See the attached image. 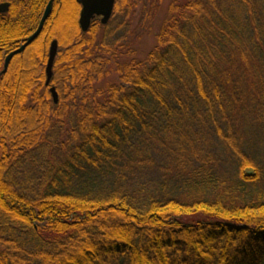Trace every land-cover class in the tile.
<instances>
[{
    "label": "trees",
    "instance_id": "obj_1",
    "mask_svg": "<svg viewBox=\"0 0 264 264\" xmlns=\"http://www.w3.org/2000/svg\"><path fill=\"white\" fill-rule=\"evenodd\" d=\"M49 1L0 0L19 38L0 47V264H264L254 0H173L144 60L126 42L132 17L142 5L151 32L164 0H117L87 34L79 0L66 33L55 1L2 74Z\"/></svg>",
    "mask_w": 264,
    "mask_h": 264
},
{
    "label": "rangeland",
    "instance_id": "obj_2",
    "mask_svg": "<svg viewBox=\"0 0 264 264\" xmlns=\"http://www.w3.org/2000/svg\"><path fill=\"white\" fill-rule=\"evenodd\" d=\"M55 1L57 3L64 1L62 9H64L63 11H64L65 17L67 19L64 18L65 20H63L61 22V29H62V31L64 33H66V32L71 30L70 28H71V25H72V15H73V12H74L73 11V6H72L73 3L71 2V0H62V1L61 0H55ZM55 1H54V4H55ZM172 1L173 0H164L158 15L154 18V20L152 21V24L151 25L149 24V26H151V29H152L151 32H149V31H147L145 29L146 27L144 26V24H141L140 16H141L142 5H139V7L136 9V13L132 17L133 20H132V23H131V26H130V30H129L130 32H129V34H127V39L126 38H122V39H126L127 45H130L131 49H133L135 51L134 56L138 60H144L147 57V55L151 52V50L156 46V38L155 37H156L157 33L160 30L162 21H163L165 15H166L167 8H168L169 4ZM54 4H53V7H54ZM253 5L255 6V13L256 14H254V17H256V19L258 20L257 23L259 24L261 22L263 24L262 26L260 24V26H258V27H260L259 33H260V36H261V47H264V28H261V27H264V0H254ZM239 11H241V10H239ZM52 12H53V9H52ZM51 15H52V13H51ZM51 15H50V17H51ZM49 18H48V20H49ZM25 20H26V17L24 15H21V23H24ZM48 20L46 21V23L48 22ZM16 23L18 24V22L14 21V23H10L8 25H5V24L3 26L0 25V47H1V44L3 42L9 41V39L10 40L14 39L13 37L16 35L15 33H17L16 28L14 26ZM46 23L44 25L42 33L46 29ZM87 33H84V34H87ZM41 34H40V36H41ZM122 36H124V34L119 33L117 39H120ZM38 38L35 41H37ZM18 39H15V40H12V41L14 42V41H16ZM54 41H57V40H54ZM32 44L29 45L26 48L25 51H27L32 46ZM51 44H50V47H51ZM58 46H59V42H58ZM2 47H4L3 44H2ZM50 47H49V50H50ZM250 48H251V51L257 57V59L258 58L260 59V58L263 57L264 51H262L259 48L258 44L253 42V44L250 45ZM59 52H60V48L58 49V53ZM22 54H24V53H22ZM22 54L16 55L15 57L22 56ZM57 56H58V54H57ZM57 56H56V59H57ZM48 59H49V53H48ZM121 60L124 61V60H126V58L125 57H121ZM55 62H56V60H55ZM47 64H48V60H47V63L45 65V73H46ZM54 66H55V63H54ZM257 66L260 67V68H263V66L261 65L260 61L257 62ZM110 72L112 73V70ZM53 76H54V67H53ZM113 80H118L117 79V75L112 74L111 78L109 76V77H107L105 79V82H108V81L112 82ZM105 82L102 81V82L97 83L96 87H101V85H103ZM47 87L51 88V87H54V86H52V83H51L50 86H47Z\"/></svg>",
    "mask_w": 264,
    "mask_h": 264
},
{
    "label": "water",
    "instance_id": "obj_3",
    "mask_svg": "<svg viewBox=\"0 0 264 264\" xmlns=\"http://www.w3.org/2000/svg\"><path fill=\"white\" fill-rule=\"evenodd\" d=\"M54 1L55 0H50L49 4L47 5L42 20L40 22V25L37 31L35 32V34L29 37L26 40L25 44H23L19 49L8 55L5 61V67L3 73H5L8 70V67L12 59L16 55L24 53L26 48L29 45H31L40 36L46 21L48 20V18L52 13ZM78 2L82 7L79 18V26L83 33H87L91 28L92 21L96 18H100L101 23L103 25H107L110 22L114 13L117 0H79ZM7 10H8V5H0V12L5 13ZM58 49H59L58 42L53 41L49 50V59L46 68V78H47L46 86H50V84L52 83L53 67L56 60V56L58 54ZM50 92L54 100V103L57 105L59 102V96L56 88L51 87Z\"/></svg>",
    "mask_w": 264,
    "mask_h": 264
},
{
    "label": "flooded vegetation",
    "instance_id": "obj_4",
    "mask_svg": "<svg viewBox=\"0 0 264 264\" xmlns=\"http://www.w3.org/2000/svg\"><path fill=\"white\" fill-rule=\"evenodd\" d=\"M0 5H8V10H7L5 13L0 12V15H5V14H7V13L9 12V10H10L11 3H9V2H0ZM25 42H26V41H25ZM24 44H25V43H24ZM22 45H23V44H22ZM22 45H21V46H22ZM21 46H20V47H21ZM20 47H19V48H20ZM19 48H18V49H19ZM16 50H17V49H16ZM16 50H15V51H16ZM13 52H14V51H13ZM11 53H12V52H11ZM11 53H9V54H11ZM9 54H8V55H9ZM8 55H7V57H8ZM7 57H6V58H7ZM12 60H13V59H12ZM5 61H6V59H5ZM4 67H5V65H4Z\"/></svg>",
    "mask_w": 264,
    "mask_h": 264
},
{
    "label": "bare ground",
    "instance_id": "obj_5",
    "mask_svg": "<svg viewBox=\"0 0 264 264\" xmlns=\"http://www.w3.org/2000/svg\"><path fill=\"white\" fill-rule=\"evenodd\" d=\"M79 4H80V3H79ZM81 8H82V7H81ZM34 34H35V33H34ZM34 34H33V35H34ZM30 37H31V36H30ZM3 71H4V70H3ZM5 73H6V72H5ZM2 74H4V73L2 72Z\"/></svg>",
    "mask_w": 264,
    "mask_h": 264
}]
</instances>
